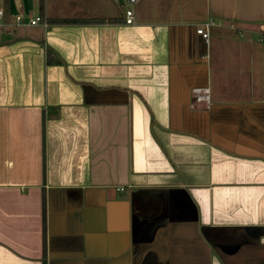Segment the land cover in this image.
Segmentation results:
<instances>
[{
	"label": "crops",
	"instance_id": "1",
	"mask_svg": "<svg viewBox=\"0 0 264 264\" xmlns=\"http://www.w3.org/2000/svg\"><path fill=\"white\" fill-rule=\"evenodd\" d=\"M125 9L0 0V264H264V0Z\"/></svg>",
	"mask_w": 264,
	"mask_h": 264
},
{
	"label": "built area",
	"instance_id": "2",
	"mask_svg": "<svg viewBox=\"0 0 264 264\" xmlns=\"http://www.w3.org/2000/svg\"><path fill=\"white\" fill-rule=\"evenodd\" d=\"M139 0H126V9H125V23L126 24H133L134 23V9L133 6L135 3H137ZM3 14V10H0V17ZM28 23L31 25H36L39 23L44 24L45 26H48V22L43 19L42 16H36L34 18H29ZM21 24H26V19L22 15H17L15 18V22L11 24V26H18ZM211 26V22L203 23L200 26H197L196 32L199 34L202 38H204L206 41H209L210 33L209 28ZM3 32L2 25L0 24V35ZM193 93L195 95V98L198 101H209L210 95H209V88L206 87H197L193 89Z\"/></svg>",
	"mask_w": 264,
	"mask_h": 264
},
{
	"label": "trees",
	"instance_id": "3",
	"mask_svg": "<svg viewBox=\"0 0 264 264\" xmlns=\"http://www.w3.org/2000/svg\"><path fill=\"white\" fill-rule=\"evenodd\" d=\"M113 20V19H112ZM58 21L61 22H87V23H97L106 21L103 18H60ZM44 227H45V214H44ZM45 228H44V247L46 246V237H45Z\"/></svg>",
	"mask_w": 264,
	"mask_h": 264
}]
</instances>
